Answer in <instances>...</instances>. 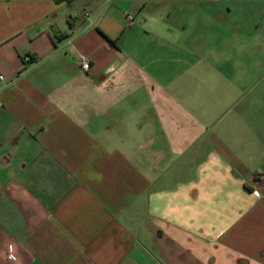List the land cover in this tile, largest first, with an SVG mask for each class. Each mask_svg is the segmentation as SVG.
Wrapping results in <instances>:
<instances>
[{
  "label": "crops",
  "instance_id": "crops-1",
  "mask_svg": "<svg viewBox=\"0 0 264 264\" xmlns=\"http://www.w3.org/2000/svg\"><path fill=\"white\" fill-rule=\"evenodd\" d=\"M231 13L264 43V0H0V264H264V153L132 49Z\"/></svg>",
  "mask_w": 264,
  "mask_h": 264
},
{
  "label": "rangeland",
  "instance_id": "rangeland-1",
  "mask_svg": "<svg viewBox=\"0 0 264 264\" xmlns=\"http://www.w3.org/2000/svg\"><path fill=\"white\" fill-rule=\"evenodd\" d=\"M237 22L247 26L252 15L231 13L218 14L212 20L203 18V26L186 33L184 45L163 42L138 25L139 31L134 30L131 37H138L140 44L132 49L140 58L153 60L146 61V65L160 66L166 86L207 85L209 91L199 103L204 107L202 114L216 122L211 128H232L239 122L241 131L244 128L252 139V153H264V43H257L249 34L241 35ZM237 57L241 62H236ZM181 69H207L214 74L201 80Z\"/></svg>",
  "mask_w": 264,
  "mask_h": 264
},
{
  "label": "built area",
  "instance_id": "built-area-1",
  "mask_svg": "<svg viewBox=\"0 0 264 264\" xmlns=\"http://www.w3.org/2000/svg\"><path fill=\"white\" fill-rule=\"evenodd\" d=\"M69 43H71V41H69ZM26 60L27 61H31L32 60V58L30 57V56H28V57H26ZM79 64H80V67L82 68V70H84V71H88L90 68H91V62L89 61V59H87L86 57H80L79 58ZM0 78H2V77H0ZM257 194H258V192L257 191H255Z\"/></svg>",
  "mask_w": 264,
  "mask_h": 264
}]
</instances>
